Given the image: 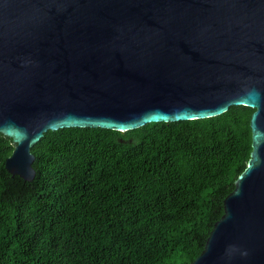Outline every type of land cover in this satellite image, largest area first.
Returning a JSON list of instances; mask_svg holds the SVG:
<instances>
[{"label":"water","instance_id":"obj_1","mask_svg":"<svg viewBox=\"0 0 264 264\" xmlns=\"http://www.w3.org/2000/svg\"><path fill=\"white\" fill-rule=\"evenodd\" d=\"M253 108L250 156L190 264H264V0H0L4 168L63 127L126 131Z\"/></svg>","mask_w":264,"mask_h":264},{"label":"trees","instance_id":"obj_2","mask_svg":"<svg viewBox=\"0 0 264 264\" xmlns=\"http://www.w3.org/2000/svg\"><path fill=\"white\" fill-rule=\"evenodd\" d=\"M252 111L47 130L31 181L4 168L0 133V264H190L246 167Z\"/></svg>","mask_w":264,"mask_h":264}]
</instances>
